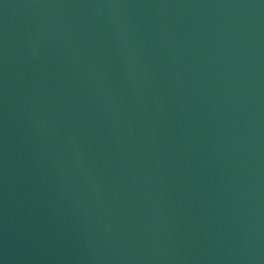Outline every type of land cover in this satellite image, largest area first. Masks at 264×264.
I'll return each instance as SVG.
<instances>
[{"label": "water", "instance_id": "1", "mask_svg": "<svg viewBox=\"0 0 264 264\" xmlns=\"http://www.w3.org/2000/svg\"><path fill=\"white\" fill-rule=\"evenodd\" d=\"M0 264H264V0H0Z\"/></svg>", "mask_w": 264, "mask_h": 264}]
</instances>
